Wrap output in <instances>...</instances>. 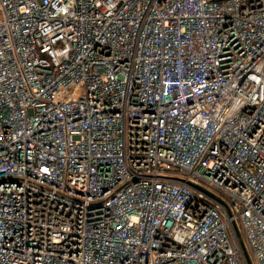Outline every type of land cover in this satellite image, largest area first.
Returning a JSON list of instances; mask_svg holds the SVG:
<instances>
[{
    "label": "built area",
    "instance_id": "built-area-1",
    "mask_svg": "<svg viewBox=\"0 0 264 264\" xmlns=\"http://www.w3.org/2000/svg\"><path fill=\"white\" fill-rule=\"evenodd\" d=\"M0 264H264V0H0Z\"/></svg>",
    "mask_w": 264,
    "mask_h": 264
}]
</instances>
